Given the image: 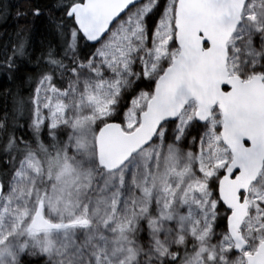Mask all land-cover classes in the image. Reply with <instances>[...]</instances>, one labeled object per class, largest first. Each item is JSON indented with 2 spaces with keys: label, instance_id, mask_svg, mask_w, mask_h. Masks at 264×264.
Returning a JSON list of instances; mask_svg holds the SVG:
<instances>
[{
  "label": "snow or ice",
  "instance_id": "1",
  "mask_svg": "<svg viewBox=\"0 0 264 264\" xmlns=\"http://www.w3.org/2000/svg\"><path fill=\"white\" fill-rule=\"evenodd\" d=\"M0 264H264V0H0Z\"/></svg>",
  "mask_w": 264,
  "mask_h": 264
},
{
  "label": "trees",
  "instance_id": "2",
  "mask_svg": "<svg viewBox=\"0 0 264 264\" xmlns=\"http://www.w3.org/2000/svg\"><path fill=\"white\" fill-rule=\"evenodd\" d=\"M11 27V20H9V23L7 25L0 24V31L5 29L10 30ZM8 83L9 82L7 81V79L4 76L0 75V90H3L5 87H7Z\"/></svg>",
  "mask_w": 264,
  "mask_h": 264
}]
</instances>
